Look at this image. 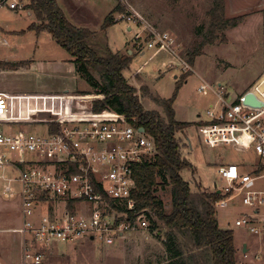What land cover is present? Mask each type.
<instances>
[{
    "label": "built area",
    "instance_id": "1",
    "mask_svg": "<svg viewBox=\"0 0 264 264\" xmlns=\"http://www.w3.org/2000/svg\"><path fill=\"white\" fill-rule=\"evenodd\" d=\"M29 2L0 0V8L26 11ZM123 6L115 20L128 23L134 39L145 33L147 48L175 54L178 43L173 36ZM182 65L184 71L190 69L187 62ZM208 87L203 83L197 91ZM214 87L217 100L196 126L202 142L210 148L231 145L236 150H251L264 164V104L245 103L246 93L229 100L223 85ZM61 95L67 105L59 113L48 119L23 120L14 119L9 98L0 94V179L3 196L17 198L19 203L21 225L13 230L22 237L21 264H46L45 246L53 242L93 237L91 240L110 246L126 233L146 229L149 224L147 209H136L133 193L135 169L154 153L153 141L124 114L93 110L98 94L73 95L79 108L76 112L66 109L69 100ZM79 101L89 102L91 107ZM31 124H41L43 129L31 130ZM53 124L57 129H52ZM217 172L213 191L220 197L215 206L227 208L238 199L254 214H241L234 225L259 233L262 229L255 222L264 205V190L256 188V180L264 175L240 171L234 163L220 165ZM118 205L124 208L120 210Z\"/></svg>",
    "mask_w": 264,
    "mask_h": 264
},
{
    "label": "rangeland",
    "instance_id": "2",
    "mask_svg": "<svg viewBox=\"0 0 264 264\" xmlns=\"http://www.w3.org/2000/svg\"><path fill=\"white\" fill-rule=\"evenodd\" d=\"M120 1L122 6L125 4L126 8L128 6L138 12L158 30L170 33L178 43L175 54L163 49L157 50L155 47L147 48L145 33L141 34L139 39H134V32L127 31L126 22L123 20L112 24L105 34L101 30L97 32L98 39H104L113 50L122 48L124 44L126 46L123 53L127 49H131L132 52L128 54H132V61L123 74L128 82L136 87L144 107L146 109H158V106L150 100L148 93L141 91V86L147 85L151 94L168 98L172 95L176 82L181 80L183 74H189L186 81L178 89L173 102L175 118L190 124L184 132L178 133V139L183 148L187 147L186 140H190L192 147L188 146L182 149V153L193 164L195 170L193 171L194 174L189 170H183L182 176L189 181L193 189L201 186V190H209L206 186L214 189V182L218 181L217 168L220 165L237 162L244 167L246 172L257 169L258 163L261 161L253 151L236 150L231 145L210 148L202 142L196 126L201 119L206 118V110L217 100L212 91L215 89L214 86L223 85L224 90L230 94V100L237 94L252 92L255 83L261 78L264 69V18L250 20L244 17L239 25L223 32L224 39H218L215 43L206 45L201 53L195 57L193 64H190L188 63L189 53L202 38L197 27L207 24L206 12L211 7L212 0ZM134 4L141 8L138 9ZM150 8L160 9L161 11L158 13L160 16L163 14V17H147V15L150 16ZM168 8H172V11L167 12ZM81 12L82 10L76 13ZM77 18L80 23L92 25L98 23V19L92 18L88 10ZM34 21V17L25 11L14 13L0 8V27L5 32V34L0 33L1 35H8L14 31H24L11 37L7 46L0 44V58L15 56L18 59H32L35 65V68L29 71L20 68L19 71L12 72L10 75L0 74V84H5V86L16 88L22 92L17 93V95L27 108V113L31 118L48 119L62 111L67 102L61 99L65 97L61 94L66 95L69 100V106L66 109L68 108L73 112L79 111V108H76L77 102L72 97L77 94L29 91L35 87H38L35 89L37 91L44 90L42 88L44 84L61 86V84H66L60 81L63 79L71 81L68 86L72 90L93 89L91 86L89 88L88 83L81 75L73 73L70 64L63 63V59L69 58V61L71 59V55L64 48H60L46 32L41 30L38 33L31 29ZM132 28L135 30L134 27ZM54 60L59 62L58 70L51 72L50 70H55L54 67H50V65L55 64ZM183 62H187L190 69L184 71ZM3 63L6 64L0 63V67L13 69L25 64V62H20L18 66L12 67L8 65L10 62ZM70 63L72 62L70 61ZM52 74L56 75L53 76ZM203 83L208 84L209 87L204 92H198V86ZM78 95H88V93ZM98 95L97 99L103 97L101 94ZM78 104L90 105L91 107L89 102L79 101ZM108 112L114 113L113 111ZM28 128L36 131L43 129L41 124H31L28 125ZM6 173L8 176L12 175V171H6ZM258 175H264V170L260 171ZM2 184L3 180L0 179V213L4 214L3 225L19 227L21 225L19 203L16 198L8 199L3 196ZM256 188L264 190V177L256 180ZM156 194L162 197L164 201H168L166 192L161 189H158ZM233 204L227 208L216 207V210L219 225L228 227L233 231L238 262L264 264L263 218L258 216L255 222V225L262 229L257 234L250 232L244 226H235L234 221L237 217L241 214H254V211L251 207L242 205L238 199ZM261 211L264 214V205ZM149 225L150 223L146 229L126 233L123 238L110 246L89 239L50 243L45 246V263L159 264L165 259L161 244L162 236L158 237L157 230L150 232ZM11 235L17 236L13 233ZM244 244L247 246L246 252L242 251ZM18 263L19 257L16 256L15 264Z\"/></svg>",
    "mask_w": 264,
    "mask_h": 264
},
{
    "label": "trees",
    "instance_id": "3",
    "mask_svg": "<svg viewBox=\"0 0 264 264\" xmlns=\"http://www.w3.org/2000/svg\"><path fill=\"white\" fill-rule=\"evenodd\" d=\"M29 1L35 19L31 29L46 30L71 55L76 70L93 88L90 93L103 95L93 100V110L107 109L124 114L129 123L144 127L155 145L154 153L135 169L133 197L136 209H147L150 232L157 230L158 237L162 236L165 259L159 264H244L237 260L233 231L218 224L215 206L220 197L218 191L201 190V186L193 189L182 176L183 170L194 173L193 164L182 153V149L188 147L187 140V147L183 148L178 139V133L184 132L190 124L175 118L173 102L189 74H183L168 98L151 94L147 85L141 86V91L148 93L158 106V109H146L136 87L123 74L131 64L132 54L113 51L104 39H98L97 32L74 25L56 0ZM123 10L118 3L106 16L100 29L104 34L106 28L117 21L113 13ZM206 17L207 24L197 27L202 38L189 53L190 64L206 45L224 39L223 32L237 26L244 18L243 15L227 17L224 0H212ZM8 65L16 67L19 63ZM51 127L57 129L55 124ZM258 164L252 173L264 170V164ZM158 189L166 192L168 201L156 194ZM109 203L112 204V200ZM122 208L118 205V209Z\"/></svg>",
    "mask_w": 264,
    "mask_h": 264
},
{
    "label": "crops",
    "instance_id": "4",
    "mask_svg": "<svg viewBox=\"0 0 264 264\" xmlns=\"http://www.w3.org/2000/svg\"><path fill=\"white\" fill-rule=\"evenodd\" d=\"M56 1H57L58 5L60 6V8L63 10L65 16L74 25H76L78 27L88 28L94 32H98L101 29V26L104 23L106 16L110 12H112L113 9L116 7V5L119 3L118 0H61V1L56 0ZM170 4H172L171 1H170ZM224 4H225V15L227 17L243 15L244 17H247V19H250V20H252L253 18H259V19L264 18V0H224ZM134 5L138 9L141 8L140 6H138L136 4H134ZM79 9L82 10V12L76 13V12L80 11ZM85 10L89 11L92 18L98 19V23L96 25H92L90 23L86 24V23H80L79 22L80 20H78L77 16H80L83 13H85L86 12ZM160 11H161L160 9L157 10L155 8H150V16L147 15V17H149V18L158 17L159 18L160 14L158 12H160ZM166 11L171 12L172 8H168ZM25 12L28 15L34 17L32 11L30 9L26 10ZM116 14H117V12L113 13L114 17H116ZM160 17H163V14H161ZM167 17H169V16H167ZM118 21H120V20L112 22L106 28L105 32H108V29H110V26L112 24L118 22ZM125 25H126L127 31L130 32L129 24L126 23ZM42 31L46 32L48 34V36L51 37V35L46 30H42ZM23 32L24 31H20V32L14 31L13 33H9L8 35H1L0 34V37H1L0 44L3 46H7L9 41H11V37L17 36V34H21ZM131 32H132V29H131ZM0 33L5 34L4 30L1 27H0ZM53 41H55V40L53 39ZM125 46H126V44H124L122 48H118V49L116 48L115 50H113L111 47H109V48L112 49L113 51H119V52L123 53ZM60 48H62V47L60 46ZM125 52L131 53L132 51H131V49H127ZM263 57H264V53H263ZM62 61H64L63 63L70 64L72 66L73 73L75 75L78 74L80 76V74L76 70L74 63L71 61V59H70V61L72 63H70L69 58H65ZM0 62H2V63L3 62H10V63L25 62V64L20 65L14 69L8 68V67H0V74L10 75L12 72L19 71L20 68L24 69L25 71H29V70L35 68V65H34V62L32 59H18V58H15V56L14 57L0 58ZM54 62H55V64L50 65V67H54L55 70L54 69L50 70L51 72L58 70L57 66H58L59 62L57 60L56 61L54 60ZM52 75L54 76L56 74H52ZM60 81L63 83H66V84H61V86H59V85L54 86L52 84H46V85L44 84L42 87V88H44V90L37 91L35 89H37L38 87H35L33 90H29V91L30 92H41V93H57V94H59V93L87 94L88 93V95L90 97L92 96V94H90V91H91L90 89H86V90L73 89L72 90L68 86L69 83L71 82L70 80L63 79ZM89 88H90V85H89ZM251 91L254 93L255 97H258L261 100V103L264 104V69H263L261 78L255 83V85ZM17 93H22V92H19V90H17L16 88H10L7 85L5 86V84H0V94H3L9 98L10 110L12 112V115L14 116V119L19 118V119L26 120V119L30 118V116L27 113V108L24 106V104H22V100L19 99ZM242 94H244V93L237 94V96H234L230 100H235L237 97L241 96ZM95 97H97V96H95ZM227 97H228V99L230 97V94L228 92H227ZM54 111H56V110L54 109ZM204 120L205 119H201L198 123H200ZM187 144H188V146L191 145L189 139H187ZM233 163L238 165L240 171L246 172L244 170V167L241 164H238L237 162H233ZM194 170H195V167H194ZM262 177H264V176H262ZM262 177H259L258 179H260ZM215 182H214V186H215ZM206 187H208L210 191L213 190V188L211 189V187H209V186H206ZM259 189L263 190L262 188H259ZM231 205H234V204H231ZM259 211H260L259 216L264 217L263 212L261 210H259ZM216 217H217V210H216ZM3 218H4V214L0 213V264H15V257L16 256L19 257V263L18 264H21V243H22L21 238L22 237L19 234V232L13 230V229L17 228V226L16 227H13V226L8 227V226L3 225L4 224ZM217 220H218V218H217ZM218 224H219V220H218ZM221 228L230 229L228 227H221ZM11 233L16 234L17 236L14 237V235H11ZM8 235H10L11 237ZM89 240H91V238Z\"/></svg>",
    "mask_w": 264,
    "mask_h": 264
},
{
    "label": "water",
    "instance_id": "5",
    "mask_svg": "<svg viewBox=\"0 0 264 264\" xmlns=\"http://www.w3.org/2000/svg\"><path fill=\"white\" fill-rule=\"evenodd\" d=\"M244 102L257 107H260L262 105L261 101L258 98H256L255 95L250 91L244 95ZM140 131H144V127H140ZM92 238L93 237H91V239ZM246 250L247 247L246 244H244L242 251L245 252Z\"/></svg>",
    "mask_w": 264,
    "mask_h": 264
}]
</instances>
